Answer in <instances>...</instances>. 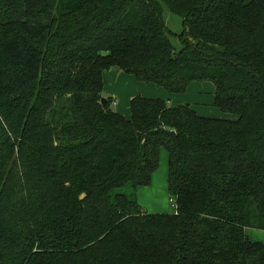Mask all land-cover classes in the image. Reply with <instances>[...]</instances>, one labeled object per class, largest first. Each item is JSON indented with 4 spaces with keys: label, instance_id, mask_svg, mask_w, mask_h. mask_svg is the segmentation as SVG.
Returning <instances> with one entry per match:
<instances>
[{
    "label": "trees",
    "instance_id": "1",
    "mask_svg": "<svg viewBox=\"0 0 264 264\" xmlns=\"http://www.w3.org/2000/svg\"><path fill=\"white\" fill-rule=\"evenodd\" d=\"M112 66L170 93L209 80L237 118L140 94L126 117ZM161 148L175 208L147 213ZM247 228L264 230V0H0V264H264Z\"/></svg>",
    "mask_w": 264,
    "mask_h": 264
},
{
    "label": "rangeland",
    "instance_id": "2",
    "mask_svg": "<svg viewBox=\"0 0 264 264\" xmlns=\"http://www.w3.org/2000/svg\"><path fill=\"white\" fill-rule=\"evenodd\" d=\"M163 16H164V20H165V23H166V26L168 29L167 36L170 39V41L172 42V44L174 45V47L176 49H179L180 43H179L177 37L172 36L170 33H179L181 31L182 19L179 16L170 12L165 6H164ZM118 71L125 76L131 77V79L133 81H135L136 83H138L139 85L140 84L152 85V87L154 89H156V88L160 89L161 88L165 94L167 93L161 86H158L154 83H147V82L137 80L133 75L127 74L120 69ZM209 83L212 86H214V84L211 81H209ZM105 85H106V87L109 86V82L107 80H106ZM120 87L122 88L123 91L118 92L117 95L119 97H116L114 94L111 95L112 93L110 91H108V92H106V90L102 91V94L104 96H110V97L114 96V98L112 99V102H111V107L114 110H116V108H117L116 106H118L119 109L122 108V106L126 102L127 91L131 92L133 94H140L141 95L140 89L138 87H136L134 85V83H130L128 81H123V83L121 84ZM167 94H171L173 96H171L170 98L165 97L164 99H166L168 101V104H174V103H170V102H174L173 98L175 97V95L177 93H167ZM209 94L213 95L215 93L210 92ZM141 96H143V95H141ZM118 101H119V104L117 105ZM183 103H187V101H183ZM175 104H176V102H175ZM188 104H190V106L195 108L194 104H192V103H188ZM211 105H212L211 107H213L214 111H213V113L211 111H209L208 116L224 118V119H235V118H237L236 114L220 111L214 104H211ZM128 110H129V107H128ZM129 115L130 114L128 112L127 117H129ZM162 150L164 151V153H167L166 149L163 148ZM166 162H167V157L165 156V163H164V159L162 158V156H160L159 164L157 167L158 168V172H157L158 174L156 176L157 180L154 181V183H156V184L152 188H148V190H146L145 192L140 193L141 207H142V210L144 212H147V213H171L174 211L175 201H174L173 197L168 192L167 183H166V185H164V175H165L166 182H167V163ZM165 166H166V173H165ZM160 183H161V185H160ZM143 187H150V184L145 185ZM246 234L250 240L264 242V230L247 228Z\"/></svg>",
    "mask_w": 264,
    "mask_h": 264
},
{
    "label": "crops",
    "instance_id": "3",
    "mask_svg": "<svg viewBox=\"0 0 264 264\" xmlns=\"http://www.w3.org/2000/svg\"><path fill=\"white\" fill-rule=\"evenodd\" d=\"M118 70H119L118 67L112 66L108 70L104 71L103 76H102L103 90H106V92L110 91L112 93L111 95L114 94L116 97H119L117 95L118 92L123 91L122 88L120 87L121 84L123 83V81H128L130 83H134V85L140 89L141 95H143L144 97H149V98H165L166 97V98H170L171 96H173L171 94H167L170 92L165 90L163 87L162 88L167 92L166 94L164 93V91H162L161 88L160 89L159 88L154 89L152 87V85H142V84L139 85L138 83L133 81L131 79V77L123 75ZM130 75H132V74H130ZM106 80L109 82V86H107V87L105 85ZM210 92H214L215 94L211 95V94H209ZM134 95H136V94H133V93L127 91L126 102L124 103V105L122 106L121 109H119L118 106H116L117 107L116 110L121 112L124 116L127 117L128 112L130 114V108L128 110V107L130 104V99ZM215 97H216L215 85L212 86L209 83V80L191 81L188 84L186 90L182 93H177L175 95V97L173 98L174 102H170V103L175 104V102H176V104H179V103H183V101H187V103H192L195 105V108L192 106L191 107L194 108V110L196 111V113L198 115L204 116V117H211V116H208L209 115L208 113H209V111H211L212 113L214 111L213 107H211L212 106L211 104H214ZM111 98L113 99L114 96H111ZM118 104H119V101L117 102V105ZM174 104H172V105H174ZM212 118H218V117H212ZM162 149L163 148H161L159 151V159H160V156H162V158L164 159V163H165V156L167 157V162H166L167 163V182H166V178L164 175V185H166V183H167V186H168V152L164 153V151ZM159 159H158V164H159ZM157 172H158V168L152 172L150 187H143V186L137 187L136 198H137V202L139 203L140 206H141L140 193L145 192L146 190H148V188H152L156 184V183H154V181L157 180V177H156L158 174ZM165 173H166V166H165ZM160 185H161V183H160Z\"/></svg>",
    "mask_w": 264,
    "mask_h": 264
},
{
    "label": "water",
    "instance_id": "4",
    "mask_svg": "<svg viewBox=\"0 0 264 264\" xmlns=\"http://www.w3.org/2000/svg\"><path fill=\"white\" fill-rule=\"evenodd\" d=\"M105 100H106V98L104 97V98H102V103H104L105 102Z\"/></svg>",
    "mask_w": 264,
    "mask_h": 264
},
{
    "label": "built area",
    "instance_id": "5",
    "mask_svg": "<svg viewBox=\"0 0 264 264\" xmlns=\"http://www.w3.org/2000/svg\"><path fill=\"white\" fill-rule=\"evenodd\" d=\"M174 208H175V205H174Z\"/></svg>",
    "mask_w": 264,
    "mask_h": 264
}]
</instances>
